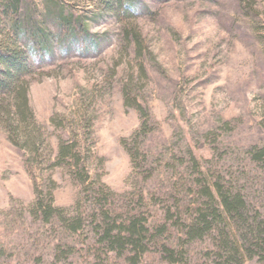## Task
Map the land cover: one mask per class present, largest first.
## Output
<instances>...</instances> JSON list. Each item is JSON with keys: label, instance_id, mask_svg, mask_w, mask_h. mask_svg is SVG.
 Instances as JSON below:
<instances>
[{"label": "rangeland", "instance_id": "rangeland-1", "mask_svg": "<svg viewBox=\"0 0 264 264\" xmlns=\"http://www.w3.org/2000/svg\"><path fill=\"white\" fill-rule=\"evenodd\" d=\"M141 4L126 18L100 0H0V53L35 40L20 59L32 64L21 85L29 111L14 115L6 94L0 104V264H225L215 231L190 240L180 226L205 180L232 182L248 216L264 217V163L249 152L264 146V0ZM61 11L97 48L67 47L65 28L57 44ZM59 142L78 153L74 169L55 159ZM33 201L78 203L83 228L31 215ZM134 214L150 226L144 253L109 251L95 225ZM231 232L241 245L243 230Z\"/></svg>", "mask_w": 264, "mask_h": 264}, {"label": "trees", "instance_id": "trees-1", "mask_svg": "<svg viewBox=\"0 0 264 264\" xmlns=\"http://www.w3.org/2000/svg\"><path fill=\"white\" fill-rule=\"evenodd\" d=\"M8 7L14 9L19 0H6ZM104 3L106 9L113 13H120L123 17L130 18L138 10L145 8L146 6H140V0H100ZM113 5H110V3ZM56 25V36L55 39L57 44L61 46L64 42L61 34L63 29L68 32L66 37L69 42L67 47H71L72 43H75L73 47L84 49H95L97 48V41L95 36L82 30L77 32V25H71L70 19L64 16L63 11L59 15L54 17ZM24 25L21 24L16 28L17 35L16 39L23 38L21 31H25ZM80 30V28H79ZM61 38V39H60ZM15 39V40H16ZM48 39V37H46ZM49 41L51 39H48ZM44 42L41 44L42 49L46 47L51 50V45ZM17 41V40H16ZM35 40L30 43H25L21 48H12L6 51L5 54L0 53V104L3 101V95L11 96L14 100L13 114L23 115L25 111H29L27 106L26 91L21 87L23 85L22 77L32 67V64H25L22 57H25V52L31 55H35ZM79 46V47H77ZM47 50V51H48ZM1 107V105H0ZM31 115V113H30ZM31 117V116H30ZM19 123L12 128L11 125H7L8 131H15L19 127ZM136 134L145 133L144 123L140 125L139 129L136 130ZM125 151L127 152L130 160L134 163V154L125 144H123ZM251 153V159L253 161H260L264 163V146L261 148H254L249 151ZM78 153L74 150L71 144L59 142L57 144V151L55 159L57 162H63L68 159L67 165L69 169H74V165H77ZM74 162L73 166L70 163ZM60 165V163H56ZM77 167V166H76ZM75 167V168H76ZM74 174V173H73ZM86 173H84L85 175ZM87 174L82 178V182L86 181ZM204 193V200L193 207L192 214L187 215L186 218H180V226L184 229V235L187 239L201 238L206 233L211 234L212 231L216 232V238L218 242L217 256L220 259H224L225 264H241L244 257L250 258L256 255L258 260L264 262V217L258 216V218H250L248 216V203L242 189L235 188L232 182H221L218 179L208 181L205 180L200 185ZM78 203L73 208H60L55 207L49 203L44 205L33 201L29 209L31 215L37 217L39 213L48 221L50 217L56 216L60 224L67 229L70 233H78L83 228V219L81 214H78ZM77 207V208H76ZM175 215L179 214V208H176ZM170 210L167 212L168 216H173ZM124 226L108 225L106 223H100L95 225V230L99 232L104 241L106 248L109 251H115L122 253L126 246H130L133 250L139 254L144 253L147 244L144 240L149 237V225L143 216L136 214L130 216L126 222H122ZM165 226V225H164ZM104 227V228H103ZM241 232L243 243L238 244L233 236L234 229ZM219 232V235H218ZM213 236V235H212ZM147 239L146 242H148ZM168 253L173 251L166 247ZM138 254V255H139Z\"/></svg>", "mask_w": 264, "mask_h": 264}]
</instances>
